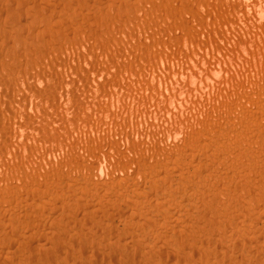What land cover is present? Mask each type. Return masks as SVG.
Listing matches in <instances>:
<instances>
[{
	"label": "bare ground",
	"instance_id": "6f19581e",
	"mask_svg": "<svg viewBox=\"0 0 264 264\" xmlns=\"http://www.w3.org/2000/svg\"><path fill=\"white\" fill-rule=\"evenodd\" d=\"M0 264H264V0H0Z\"/></svg>",
	"mask_w": 264,
	"mask_h": 264
},
{
	"label": "rangeland",
	"instance_id": "374dc122",
	"mask_svg": "<svg viewBox=\"0 0 264 264\" xmlns=\"http://www.w3.org/2000/svg\"><path fill=\"white\" fill-rule=\"evenodd\" d=\"M204 8L207 9L206 7H204ZM204 8H203V9H204Z\"/></svg>",
	"mask_w": 264,
	"mask_h": 264
}]
</instances>
